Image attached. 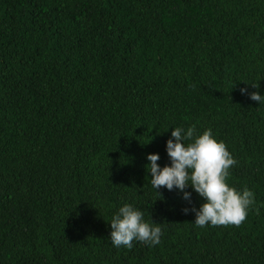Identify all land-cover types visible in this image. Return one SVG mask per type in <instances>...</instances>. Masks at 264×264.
<instances>
[{
  "label": "trees",
  "instance_id": "1",
  "mask_svg": "<svg viewBox=\"0 0 264 264\" xmlns=\"http://www.w3.org/2000/svg\"><path fill=\"white\" fill-rule=\"evenodd\" d=\"M245 87L264 94V0H0V264H264V104ZM192 125L255 195L239 226H197L201 197L150 185L147 154L170 164ZM124 203L159 244L112 245Z\"/></svg>",
  "mask_w": 264,
  "mask_h": 264
},
{
  "label": "clouds",
  "instance_id": "2",
  "mask_svg": "<svg viewBox=\"0 0 264 264\" xmlns=\"http://www.w3.org/2000/svg\"><path fill=\"white\" fill-rule=\"evenodd\" d=\"M253 88H258L252 84ZM241 94L264 104V94L249 92L241 88ZM166 152L170 164L161 166L159 153L147 154L145 168L150 172V185L158 192L160 188L177 190L182 198L191 202L192 192L202 198L199 208H185L195 214V224L239 226L247 217L248 209L255 203V195L250 189L238 190L228 183L230 168L237 161L226 144L213 134L211 128L202 132L195 125L184 128L172 127L171 136L166 141ZM191 188L192 191L186 189ZM110 224V240L114 247L127 249L134 247V241L154 246L160 243L161 227L154 221L145 220L144 213L132 203H124L114 213Z\"/></svg>",
  "mask_w": 264,
  "mask_h": 264
}]
</instances>
